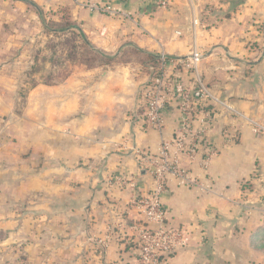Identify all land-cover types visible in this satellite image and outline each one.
<instances>
[{
  "label": "crops",
  "instance_id": "1",
  "mask_svg": "<svg viewBox=\"0 0 264 264\" xmlns=\"http://www.w3.org/2000/svg\"><path fill=\"white\" fill-rule=\"evenodd\" d=\"M161 1L112 0L135 23L92 9L98 0H0V251L12 264H138L139 201L155 181L132 148L156 154L184 122L172 101L162 133L147 126L146 57L167 54L176 77L264 124V0ZM51 22L114 62L40 82L34 48L56 35ZM193 53L196 76L184 68ZM220 112L209 168L181 158L198 184L169 177L160 196L165 226L190 237L166 264H264V137Z\"/></svg>",
  "mask_w": 264,
  "mask_h": 264
},
{
  "label": "built area",
  "instance_id": "2",
  "mask_svg": "<svg viewBox=\"0 0 264 264\" xmlns=\"http://www.w3.org/2000/svg\"><path fill=\"white\" fill-rule=\"evenodd\" d=\"M166 3L167 0H162L159 7H164ZM91 7L107 16L122 17L125 20L137 22L136 14L114 5L112 0H98ZM157 58V65L148 64L151 77L143 88L145 122L149 128L162 133L166 108L172 101L178 104L179 111L184 116V122L181 128L174 133L173 138L162 140L161 147L156 154L141 153L136 146L132 148L136 154L141 156L142 163L149 168L155 181V191L152 196L139 201L144 222L134 226L140 252L138 264H166V256L188 246L190 237L184 230L165 226L166 216L160 196L166 191L169 177L185 187L198 184L199 179L192 178L182 168L181 158L187 157L190 161H196L201 151L199 144L213 129L218 110L220 109L223 113H234L237 118L247 119L255 133L264 134L263 125L234 111L229 103L214 95L197 77L192 80L193 84L176 77L171 71L167 54L161 53ZM202 59L201 53H193L189 62L182 64H185L184 68L188 73L191 71L196 76ZM191 119L199 125L198 128L191 123ZM215 151L213 148L208 151L206 157H203L202 169L209 168L216 154Z\"/></svg>",
  "mask_w": 264,
  "mask_h": 264
},
{
  "label": "rangeland",
  "instance_id": "3",
  "mask_svg": "<svg viewBox=\"0 0 264 264\" xmlns=\"http://www.w3.org/2000/svg\"><path fill=\"white\" fill-rule=\"evenodd\" d=\"M47 29H49L48 26ZM46 33H48V31H45V34ZM60 34L55 35L53 38H49L48 36H45L47 38L42 37L40 42L36 44L37 48H34V53L36 57L32 67L35 68L34 71L35 73L39 72V74L41 75L42 79L40 80V82H46L50 74L54 77L53 82H58L63 80L66 76H68L71 73V71L74 70L75 67L83 66L85 68L90 69V66H99L101 64V58L95 55L94 53H89L88 49L82 46L80 39L73 41L74 37L72 35H67L65 37ZM7 54L8 53H1L0 60L4 59V56ZM71 54L72 55L75 54V55L72 56ZM49 66L52 67V70H50V68L47 69V67ZM233 110L236 111L234 108ZM227 115H228L227 112L224 113L222 111L220 112V116H227ZM232 115L234 117L236 114L232 113ZM235 119L242 120L245 118H237L235 116ZM246 124L250 126V129L254 134L264 137V134L262 133L260 134L255 133L248 121H246ZM261 125L264 126V124ZM202 140L201 142L203 143L200 142L199 144V149L201 150L199 152V155H201L203 158L204 156L206 157L208 151L213 148L211 149L205 148V144H204L205 141ZM12 263L13 262H11L10 259H5L4 257H2L0 251V264H12Z\"/></svg>",
  "mask_w": 264,
  "mask_h": 264
},
{
  "label": "trees",
  "instance_id": "4",
  "mask_svg": "<svg viewBox=\"0 0 264 264\" xmlns=\"http://www.w3.org/2000/svg\"><path fill=\"white\" fill-rule=\"evenodd\" d=\"M49 28V31L51 32L52 30L54 31L55 29V34H60L63 36H67V35H72L74 38L73 41L80 39L82 46L86 47L88 49L89 53H94L95 55L99 56L101 58V64L99 66H104V65H108L114 62L113 58H110L108 56H106L105 54L97 51L94 49V47L91 45V43L88 41V39L81 35L80 33H78L77 31H75L73 29V26H71V24L69 23H56V22H51L49 25H47ZM72 55V54H71ZM75 54H73L72 56H74ZM149 60L148 64H152V65H157L158 64V58L154 55H151L149 57H146ZM99 66H90V69L99 67ZM33 71H35V68L33 67ZM37 73V72H36ZM69 76V75H68ZM67 77V76H66ZM65 77V78H66ZM54 77L50 74V76L48 77V80L46 82H43L44 84L50 85L53 84ZM36 85V81H32V86Z\"/></svg>",
  "mask_w": 264,
  "mask_h": 264
}]
</instances>
